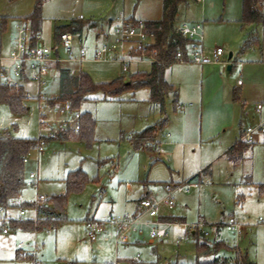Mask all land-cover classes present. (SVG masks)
Here are the masks:
<instances>
[{
  "label": "rangeland",
  "instance_id": "obj_1",
  "mask_svg": "<svg viewBox=\"0 0 264 264\" xmlns=\"http://www.w3.org/2000/svg\"><path fill=\"white\" fill-rule=\"evenodd\" d=\"M35 5L36 0H0V58L10 54L17 26L33 13ZM162 9L163 0H45L40 42L54 48L56 26L83 20V33L73 34L74 55L83 47L87 57L76 66L98 84L121 77L127 81L137 71L151 70L154 39L144 51L128 46L133 58L147 57L131 63L128 72L118 61H96L95 53L116 42L118 19L157 21ZM241 16L242 0H191L179 6L178 25H204L205 63H194L189 55L188 62H178L166 70L165 77L175 85L177 94L166 101L169 121L157 135V150L136 149L129 140L131 134L143 132L162 117L152 109L147 88L127 90L114 97L102 92L92 94L81 107V112L90 113L96 122L89 142L56 141L57 128L40 124L46 109L59 104L55 102L60 92L55 64H50L42 89L45 99L39 100L36 84H29L28 92L35 97L25 100V114L15 115L6 103H0L1 131L18 138L44 136V152L32 151L25 164V202L38 203L39 195L65 194L70 172L82 170L89 179L81 191L69 194L66 220L56 229L11 233L14 250L17 243L36 238L43 264H113L117 259L130 264L138 254L141 261L137 264H247L245 260L264 264V137L249 146L239 165L224 156L239 137L240 127L264 119V26L242 29ZM250 31L256 33L260 44L247 48L244 44ZM216 48L225 53L220 62L213 60ZM60 53L65 55L63 50ZM240 75L242 87L237 83ZM175 100L179 110L175 109ZM258 105L263 108V116L256 111ZM32 172H38L41 179L39 190L30 184ZM198 174L199 187L175 194L173 209L161 204V221L178 224L159 225L153 243L147 234H131V243L116 246L117 229L107 224L104 235L111 238L110 242H105L102 235L93 243L88 240V220L106 222L132 214L141 198L163 200L167 183L180 184ZM146 184L149 190L144 189ZM23 213L26 219L36 216L34 209ZM231 221L243 227L241 237L229 230ZM197 223L204 224L209 237L199 230L186 235L187 226ZM197 243L209 255H198Z\"/></svg>",
  "mask_w": 264,
  "mask_h": 264
},
{
  "label": "trees",
  "instance_id": "obj_2",
  "mask_svg": "<svg viewBox=\"0 0 264 264\" xmlns=\"http://www.w3.org/2000/svg\"><path fill=\"white\" fill-rule=\"evenodd\" d=\"M44 1L36 0L33 13L25 19L29 21L34 34L41 31V11ZM189 1L191 0H163L161 19L145 21L147 32L154 39L150 49L156 53L155 61L151 63L149 72H135L130 75L127 81L121 77L111 83L98 84L86 73L80 71L77 75H72L69 69L59 68L60 92L55 102H69L74 110L81 112L82 104L97 92L114 97L127 90L147 88L150 91V103L158 108L162 117L159 122L143 132L131 134L129 140L136 149L145 147L150 151L157 150L160 145L156 139L157 135L169 121L165 112L166 101L172 94L175 96L177 94L175 87L166 80L165 72L169 67L179 62L178 54L181 53L186 57L189 47V42L176 31L179 6ZM240 24L242 29L254 25L264 26V0H242ZM88 26L92 27V24L89 23ZM84 27L83 20L73 19L66 25L56 26L54 36L59 42L61 36L66 33L81 35ZM255 44H260V40L256 33L250 31L244 45L249 48ZM25 100L24 88L0 86V103H6L13 114L19 116L27 112L28 108L24 105ZM174 102L175 109L178 110L179 102L177 100ZM80 124L81 129L75 134L71 131L58 130L54 140L61 142L70 139L91 141L96 124L94 117L88 112H81ZM43 140L44 136H40L38 139L18 138L12 136L7 130H0V206L6 210L35 209L40 217L38 221L32 219L12 221L10 228L16 232L33 233L56 229L62 221L66 220L69 194L81 191L89 182L88 176L82 170L70 172L66 179L65 194L53 195L48 198L46 203L23 202L22 195L27 188L24 158L32 151L38 150L43 145ZM155 141L156 143H154ZM151 143L154 146H151ZM248 149L249 146L239 138L226 152V156L234 165H239ZM196 179L197 176L190 180L195 181ZM214 246L218 247V245ZM203 247L202 244L197 243L198 255H209L203 253ZM26 260L31 259L27 258ZM245 262L249 264L248 261L245 260Z\"/></svg>",
  "mask_w": 264,
  "mask_h": 264
},
{
  "label": "built area",
  "instance_id": "obj_3",
  "mask_svg": "<svg viewBox=\"0 0 264 264\" xmlns=\"http://www.w3.org/2000/svg\"><path fill=\"white\" fill-rule=\"evenodd\" d=\"M202 1V0H198ZM116 26L117 40L111 45L102 46L95 54L96 61H118L124 66V72L129 71V67L133 62L142 61L144 58H133L131 56L132 49H128L129 45H134L137 50H146L150 45L152 35L147 32L145 21L131 20V19H118ZM16 36L13 39V48L8 57L0 58V86H9L16 88H24L27 83H35L39 87L37 98L39 100L45 99L42 92L45 86V79L49 74L50 64L62 63L64 61H73L83 63L87 57V50L83 47L79 49L77 57L74 56L73 34L66 33L61 36L59 42L54 48H49L41 44L40 33L34 34L29 21L23 20L16 28ZM177 33L180 34L185 40L189 42L186 57L181 53L178 54L179 62L188 61L191 55V61L197 64L205 63L203 55V40L204 28L200 23L190 25L182 23L177 26ZM60 50H63L66 59L61 56ZM151 61H155L156 53L153 52ZM224 50L216 48L213 53V60L220 62L224 57ZM137 59V60H136ZM151 62V63H152ZM76 70H72L74 73ZM25 90V88H24ZM26 99L34 98L30 92L25 90ZM257 113L262 116L263 108L261 105L256 107ZM81 112L74 110L69 102H59L58 105L48 107L41 115L40 124H51L59 131H71L77 133L81 129ZM260 136L264 137V119L260 120L252 126L243 128L240 140L248 146L257 143ZM44 149V145L39 147V151ZM28 162V157L24 158V163ZM31 186L38 188L39 176L37 172L30 174ZM199 184L195 181L188 180L180 184H171L167 186L166 196L163 200H157L153 197L141 198L139 201V210L128 217L112 218L110 221L100 222L96 220H88L86 222V232L88 240L95 242L102 235L103 240L108 242L110 237L105 234V226L111 225L117 229L115 242L117 245L120 243H130L128 235H148L153 243L157 237V227L159 225H172V223L161 221L159 216V209L163 203L169 209L175 206L174 195L181 193H189L197 189ZM49 197L39 195L36 200L38 203H46ZM23 211L20 210L18 217H13L9 214V210L0 206V228L4 234L11 233L10 223L12 221H25ZM38 221V218L32 219ZM204 224L197 223L188 225L186 228V235L189 232L199 230L204 237H209V234L203 230ZM229 230L233 231L238 237L243 235V227L231 221L228 223ZM183 237L182 240H186ZM17 251L20 257L24 259L30 258L31 264H43L38 259L39 244L34 241H22L17 244ZM141 261V256L138 254L130 260V264H137ZM113 264H124L120 260H116Z\"/></svg>",
  "mask_w": 264,
  "mask_h": 264
},
{
  "label": "crops",
  "instance_id": "obj_4",
  "mask_svg": "<svg viewBox=\"0 0 264 264\" xmlns=\"http://www.w3.org/2000/svg\"><path fill=\"white\" fill-rule=\"evenodd\" d=\"M198 1V0H197ZM203 1V0H202ZM202 1H198V2H202ZM122 19H126V18H122ZM241 19V18H240ZM203 25V24H202ZM203 28H204V25H203ZM98 51V50H97ZM96 51V52H97ZM96 54V53H95ZM77 55H78V53H77ZM62 56V55H61ZM64 59H66V55H64V56H62ZM73 57H77V56H73ZM232 57H233V54H232ZM186 62H188V61H186ZM55 65H56V67H57V72H58V74H59V71H58V69L59 68H65V69H69L70 71H71V74L72 75H77L80 71H81V68L80 67H77L76 66V64H79V65H81L82 63H77V62H73V61H64V62H62V63H54ZM177 64V63H176ZM72 70H76L74 73L72 72ZM49 72H50V70H49ZM138 72V71H137ZM166 78V77H165ZM167 80V79H166ZM169 82V81H168ZM170 83V82H169ZM238 87H242L243 86V81H242V77H241V75L239 76V80H238ZM29 84H31V83H27L26 85H25V90L26 91H28V88H29ZM171 85H173L174 87H175V85L174 84H172V83H170ZM36 88H37V90L39 91V87L36 85ZM175 89H176V87H175ZM149 90V89H148ZM149 94H150V91H149ZM152 105V109H156L157 111H159L158 110V108L157 107H155L153 104H151ZM180 109V106H179V108H178V110ZM262 116H263V111H262ZM150 126H152V125H150ZM150 126H148V127H150ZM147 127V128H148ZM146 128V129H147ZM145 129V130H146ZM242 130H243V128L242 127H240V135H239V137L237 138V140H236V142L239 140V138H240V136H241V134H242ZM235 142V143H236ZM234 143V144H235ZM233 144V145H234ZM233 145H231L230 147H228L227 149H226V151H225V153H224V156L226 157V159L228 160V158H227V156H226V152L233 146ZM249 149H250V147H249ZM39 151V150H38ZM40 153H43L44 152V149L42 150V151H39ZM245 155H246V153H245ZM245 155H244V158H243V160L245 159ZM29 156V155H28ZM27 156V157H28ZM242 160V161H243ZM229 161V160H228ZM241 161V162H242ZM229 162H231V161H229ZM240 162V163H241ZM28 163V162H27ZM232 163V162H231ZM207 171V170H206ZM203 172H205V171H203ZM202 172V173H203ZM38 173V172H37ZM200 175L201 174H198V175H195V176H197V179L195 180V182H197L198 184H199V182H200ZM38 176H39V174H38ZM194 176V177H195ZM192 179V178H191ZM198 180V181H197ZM40 183H41V179H40V177H39V185H38V188H34V189H37V190H39L40 189ZM171 184H174V182H171V183H167L166 184V190H167V186H169V185H171ZM28 185V184H27ZM129 188L131 189V187L129 186ZM144 189L145 190H149V188H148V185L146 184V185H144ZM61 195V194H60ZM146 195H149L150 196V192H147L146 191ZM47 196V195H46ZM53 196V195H52ZM144 196V195H143ZM142 196V197H143ZM47 197H51V196H47ZM22 201L23 202H25L23 199H22ZM27 203V202H26ZM137 207H136V210H135V212H133L132 214H127V215H125L124 217H128V216H131V215H133V214H135L138 210H139V203H138V201H137ZM23 211L24 212V210H29V209H10L9 210V214L11 215V216H13V217H18V215H16V216H14L12 213H14L15 211ZM35 210V209H34ZM36 211V210H35ZM23 215H24V213H23ZM35 218H40L39 216H38V213H37V211H36V216L35 217H33V218H27V219H35ZM26 219V218H25ZM173 219H175V220H182V221H184L183 219H179V218H173ZM166 222H168V223H172V224H178L177 222H170V221H166ZM11 233H13L14 235H17V233H24V234H27V232H20V231H18V232H16V231H11ZM11 233H8V234H4L3 232H2V229L0 228V264H18V263H21V262H26L27 260L26 259H23V258H21L20 257V255H19V253H18V251H17V244L15 245V250L11 247V245H10V240H11ZM116 238V237H115ZM34 240H36V238H32V239H30L29 241H34ZM115 240V239H114ZM37 241V240H36ZM111 241V240H110ZM110 241H108V242H110ZM106 242V241H105ZM38 243V242H37ZM131 243V242H130ZM10 245V246H9ZM116 246H119V245H117L116 244ZM11 247V248H10ZM12 249V250H11ZM11 250V251H10ZM39 250H40V247H39ZM11 253H12V255H11ZM38 259H39V257H38ZM118 260H120V259H118ZM40 261V260H39ZM121 261V260H120ZM42 262V261H41ZM122 262H124V261H122ZM129 262H130V260H129ZM43 263V262H42ZM131 263V262H130Z\"/></svg>",
  "mask_w": 264,
  "mask_h": 264
},
{
  "label": "water",
  "instance_id": "obj_5",
  "mask_svg": "<svg viewBox=\"0 0 264 264\" xmlns=\"http://www.w3.org/2000/svg\"><path fill=\"white\" fill-rule=\"evenodd\" d=\"M229 58L230 59L232 58V54H230ZM228 69L230 70L231 69V66H229Z\"/></svg>",
  "mask_w": 264,
  "mask_h": 264
}]
</instances>
